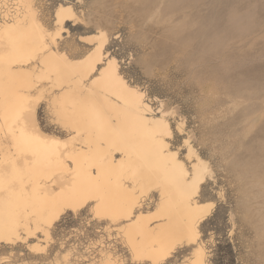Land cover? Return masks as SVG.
Listing matches in <instances>:
<instances>
[{
	"label": "rangeland",
	"instance_id": "1",
	"mask_svg": "<svg viewBox=\"0 0 264 264\" xmlns=\"http://www.w3.org/2000/svg\"><path fill=\"white\" fill-rule=\"evenodd\" d=\"M31 1L49 47L71 64L90 58L94 47L105 42L100 68L116 60L128 84L143 93L148 117L167 122L172 133L166 136L167 154L189 172L195 164L204 171L205 182L194 199L210 214L195 243L177 246L169 258L153 263L135 252L140 237L125 229L129 222L97 216L93 201L64 214L48 237L37 233L1 243L0 264H192L201 249L207 264H264V0ZM18 3L23 15L26 2ZM60 6H72L76 14L66 31L56 24ZM248 8L250 20L233 31L231 13ZM89 36L93 44L85 39ZM41 57V52L29 55L25 67L38 105L35 117L45 134L67 140L74 130L67 124V109L54 108L53 96L61 90ZM0 59L2 85L7 73L22 67ZM97 73L83 79V86ZM96 97L90 102L77 97V114L87 111L84 106L102 107ZM143 156L139 168L161 175L149 183L151 194L143 193L147 197L138 212L152 216L160 209L159 186L173 190L176 182L156 157ZM170 194L174 198L175 190Z\"/></svg>",
	"mask_w": 264,
	"mask_h": 264
},
{
	"label": "bare ground",
	"instance_id": "2",
	"mask_svg": "<svg viewBox=\"0 0 264 264\" xmlns=\"http://www.w3.org/2000/svg\"><path fill=\"white\" fill-rule=\"evenodd\" d=\"M23 1L25 13H17L12 22L0 25L1 58L22 67L19 72L7 73L0 85V244L16 243L23 235L26 239L37 233L48 237L64 214L83 210L93 201L97 216L129 222L125 229L140 237L135 252L153 263L169 258L177 246L195 243L200 224L210 214L194 199L205 182L204 171L195 164L189 172L175 156L167 154L166 136L172 134L165 128L167 122L148 117L143 93L128 84L116 60L109 59L100 68L106 57L102 54L105 42L94 47L93 56L73 65L66 55L49 47L32 1ZM251 11L233 10V31L247 24ZM75 17L72 6H60L56 24L66 31L65 24ZM93 37L85 39L93 44ZM37 52H41L47 72L55 75L56 89L61 90L53 96V104L68 111L66 121L74 133L67 140L45 134L36 120L37 104L30 94L34 86L27 80L25 67L31 63L29 55ZM96 71L91 84L83 86L82 80ZM95 96L102 107L95 110L84 106L87 111L77 114V97H88L90 102ZM105 110L110 111V118L104 116ZM143 155L156 157L177 187L173 198V190L159 186L160 209L152 216L139 211L147 197L143 193H149V183H156L161 175L157 169L139 168ZM155 221L160 224L154 226ZM201 250L192 264H207Z\"/></svg>",
	"mask_w": 264,
	"mask_h": 264
},
{
	"label": "built area",
	"instance_id": "3",
	"mask_svg": "<svg viewBox=\"0 0 264 264\" xmlns=\"http://www.w3.org/2000/svg\"><path fill=\"white\" fill-rule=\"evenodd\" d=\"M20 12L18 0H0V23L12 21Z\"/></svg>",
	"mask_w": 264,
	"mask_h": 264
}]
</instances>
